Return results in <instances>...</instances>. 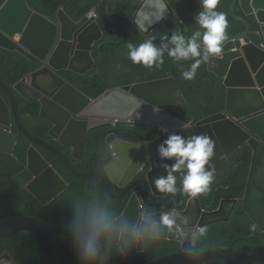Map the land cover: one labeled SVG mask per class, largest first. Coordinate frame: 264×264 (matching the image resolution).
Instances as JSON below:
<instances>
[{"label":"water","instance_id":"95a60500","mask_svg":"<svg viewBox=\"0 0 264 264\" xmlns=\"http://www.w3.org/2000/svg\"><path fill=\"white\" fill-rule=\"evenodd\" d=\"M139 1L141 4L133 23L144 35H149L174 16L190 30L198 25L194 17L202 11L200 0H165L167 12L163 19L157 20L159 0ZM239 3L247 16L256 17L261 25L258 35L264 43V0H233L232 14L248 30L229 36L232 42L226 47L225 58L218 59L224 65L222 71L213 68V59L210 61V69L226 79V110L197 122L181 85L174 77L115 87L93 100L60 75L63 70L79 75L91 72L96 66L94 46L103 40L105 31H121L123 40L127 39L133 45L142 44L134 39L129 25L112 20L108 0H97L98 9H93L77 23L64 8L58 13V20L53 22L31 9L27 0H0V47L18 52L33 63L43 64L13 86L0 81V144L5 145L0 154V174L11 175L25 167L14 156L18 136L24 134L62 160L75 175L83 179H101L107 193L113 198H124L136 183L145 185V194L138 191L131 195L124 212L116 219L117 225L126 220L129 228L135 226L141 229L139 235L126 233V239L138 241L126 254L145 251L147 238L179 240L183 250L144 264H260L241 252L237 248V241L230 246L196 249L198 227L229 222L240 199L224 198L217 209L207 210L201 197L191 198L187 207L183 208L186 200L182 197L185 194L182 191L179 190L176 197L158 192L154 179L167 175L161 163H173L172 160L161 161L157 153L158 145L167 138L166 134L143 143L117 139L112 134L108 142L114 147V157L105 166V172L94 169L84 172L64 152L27 127L17 96L27 101H40L41 115L53 123L50 135L64 147L71 148L75 159L86 157L89 129L106 123L116 124L122 120L151 122L169 133L186 137L206 134L215 142L212 163L216 169L213 181H216L226 172L230 158L244 145L249 144L257 149L264 144V48L253 41L247 19L237 16ZM163 38L155 39L153 43L158 45ZM106 43L112 42H103L99 48ZM236 48L239 51L231 56L230 51ZM14 124L19 129L17 134L11 132ZM181 124L187 126L181 128ZM28 159V169L36 177L27 188L47 205L64 192L69 183L55 168L44 173L47 163L34 145L28 150ZM146 162L151 167L146 171V177L133 180ZM111 182L117 183L123 190L115 193ZM150 189L162 196L161 201L155 203L150 200ZM169 199L181 209L147 213L143 206L144 203L159 206ZM168 212L177 217L180 227L168 229L161 225L159 234L151 231L152 221H159L161 215ZM185 218L186 223L183 222ZM18 232L37 236L40 264H59L58 238L50 224L33 216L0 221V237ZM0 264L17 262L9 251H5L0 255Z\"/></svg>","mask_w":264,"mask_h":264},{"label":"trees","instance_id":"16d2710c","mask_svg":"<svg viewBox=\"0 0 264 264\" xmlns=\"http://www.w3.org/2000/svg\"><path fill=\"white\" fill-rule=\"evenodd\" d=\"M30 7L44 16L56 19L61 7L75 21H80L93 8L97 6L96 0H27ZM112 8L113 19L133 25V15L140 3L138 0H109ZM233 0H219L216 11L226 14L228 27L227 35L240 34L247 27L236 21L231 13ZM238 13L243 14L241 10ZM254 25H258L254 18H249ZM137 40L144 42L156 37L171 36L173 32H181L186 39L195 31L204 29L197 26L193 30H186L177 18L168 20L163 26L148 36H144L135 27ZM123 35L117 32H106V41L102 49L99 46L94 51L96 59L95 69L86 76L63 71L61 75L78 87L90 98H97L107 89L129 85L133 83L151 81L175 76L186 95V98L195 113L197 120L209 117L226 108L227 88L223 79L206 69L208 62L202 63L197 75L192 80L182 78V71L187 70L192 60L175 61L164 54V63L156 68L148 69L143 65L133 64L128 58L129 42H121ZM159 46V45H158ZM40 63H32L18 52H10L0 48V80L8 85H14L26 77L32 71L37 70ZM207 81V82H206ZM22 116L28 127L41 137L53 141L49 135L52 124L40 115L41 104L37 100L27 101L18 96ZM115 132L118 137L134 142L148 139L152 140L161 134V130L154 124H131L120 122L117 125L106 124L90 130L88 149L85 159L75 160V165L83 171L92 168L104 172L105 166L112 159V148L107 142L110 134ZM31 141L25 136L21 137L16 147L15 154L26 163V152ZM64 152L70 155V149L56 144ZM44 155L55 160L58 171L70 182V187L58 196L49 205H42L26 188V184L32 179V174L24 169L12 176L0 175V219H6L25 214L35 215L50 223L59 239V264H79L73 251L69 238L65 231L66 223L71 215V207L80 204L84 207L96 205L108 212L119 216L130 193L122 199L111 197L102 181L98 178L82 179L74 175L70 169L56 157L42 149ZM177 177V187L180 189L182 173H174ZM115 192H120L117 186L112 184ZM135 186L132 191L137 189ZM205 205L215 209L220 206L224 198H240V203L229 222H221L207 227L206 237L196 236V249L205 250L219 246H230L237 241V248L247 257L264 264V145L254 149L245 145L234 154L226 172L210 185L207 194L200 195ZM188 200L190 197L185 194ZM153 200L160 197L151 194ZM172 201H167L161 206L147 204L148 211L154 212L174 208ZM255 223L257 230L250 231V225ZM256 234L255 237H251ZM9 250L17 261V264H40L39 246L35 235L20 233L12 236L0 237V255ZM182 251V243L178 240L164 238H148L147 249L135 255H119L114 252L109 264H143L158 259L166 254ZM222 264V263H214Z\"/></svg>","mask_w":264,"mask_h":264},{"label":"clouds","instance_id":"9594fccd","mask_svg":"<svg viewBox=\"0 0 264 264\" xmlns=\"http://www.w3.org/2000/svg\"><path fill=\"white\" fill-rule=\"evenodd\" d=\"M96 2H97V0H96ZM139 3L141 4L140 1H139ZM218 3H219V0H200V4H201V7H202V11H200L194 17V19H195V22L198 24L197 26H200V28L204 29V31H203V33L201 31H199V30L198 31H195L191 35V37L190 38H187V39H186V37H185V35L183 33H181V32H173L171 34V36H164L166 38L156 37L154 39H148V40H146L144 42H141V41L137 40V37L135 35V30H134L133 27H135L138 31H140V30L134 25V23H133V25H130V24L121 22V23H124V24L129 25L131 27L132 32H133L134 39L137 42L142 43V44H139V45H133L127 39H124L123 40L124 34L121 31H114V32L121 33L123 35V37H122V39L120 41L123 40L122 42H129L127 55H128V58L132 61V63L133 64H137V65H143L144 67H146L148 69H152L154 66L156 68H159L164 63V54H165V52H167V55L169 57L173 58L177 62H179V61H187V60H192L193 61L191 63V65H190V67L187 70H183L182 71V78L183 79H185V80H192L197 75L198 70H199L201 64L202 63H205V62H208V66H207L205 75L208 72H211V73H214L219 78L223 79L224 84H225V86L227 88V99H228V87L226 85V79L223 78V77H220L216 72H214V71H212L210 69V61L213 59L212 67L215 68V69H217V70H219V71H222V68H223L224 65L220 64L218 62L219 61L218 59H220V58L221 59H224L225 58L226 47L229 45V43L232 42V40L229 39V36H232V35H227V33H226V29L228 27V21L226 19V14L223 13V12H218V11L215 10ZM109 4H110V1H109ZM62 8L65 9V7H61L60 10ZM93 9H98V4ZM137 10H136V12H137ZM239 10H241L243 12V14L238 13ZM34 11H36V10H34ZM59 11H58V13H59ZM110 11H111V14H112L111 4H110ZM65 12H66V9H65ZM158 12H159V15L156 17V19L157 20L163 19L165 13L167 12V4H166L165 0H159ZM58 13H57V15H58ZM135 13L133 15V19H134ZM39 14H41V13H39ZM41 15H43V14H41ZM57 15H56V19H54V20H52L50 17L44 16V15L43 16L49 18L53 22H56L58 20ZM67 15H68V13H67ZM68 16L70 17V15H68ZM86 16H84V17H86ZM237 16H239V17H241L243 19H247V21L251 25V37H252L253 41L256 42V43H258L259 45L263 46V48H264V43L261 40V37L258 35L259 32H260V29H261V25L257 22L256 17L253 16V15L252 16H247L246 13H245V11L243 10V8L241 6V3H239L238 8H237ZM173 18H177V17L174 16V17L169 18L168 20L173 19ZM249 18H254L255 19V21H256V23L258 25V29L257 30H254L253 29L254 28V25H252V23L249 21ZM112 20H114L113 19V16H112ZM168 20H166L159 27L163 26ZM73 21L77 23V21H75V20H73ZM80 21H78V22H80ZM114 21H116V20H114ZM117 22H119V21H117ZM180 23H182V22L180 21ZM182 25L184 26L183 23H182ZM197 26H195L194 28H196ZM159 27L157 29H155L154 31H152L150 34L155 33L159 29ZM194 28H192L190 30H193ZM185 29L188 30L186 27H185ZM144 30H146V29H144ZM106 32H110V31H105L103 40L100 41V42H98L94 46V51L103 42H111V41H106L105 40ZM240 34H242V33H240ZM234 35H239V34H234ZM144 36H148V35H144ZM158 38H163L161 40V43L158 44L159 46L153 43V40L158 39ZM242 41H243V44L246 45L245 40L242 39ZM104 45L105 44H103L101 46V49H102V47ZM0 48L1 49H4L2 47H0ZM4 50H7V49H4ZM7 51H9V50H7ZM238 51H239V48H236V49L230 51L231 56L235 55ZM93 56H94V52H93ZM94 59H95V57H94ZM95 61H96V59H95ZM36 63H40V67H42V65H43L41 62H36ZM96 64H97V62H96ZM63 71H66V70H63ZM63 71H61V72H63ZM61 72H60V75H61ZM68 72H70V71H68ZM91 72H89V73H91ZM71 73H73V72H71ZM89 73H87V74H89ZM76 75H79V74H76ZM86 75H80V76H86ZM171 77L176 78L175 76H171ZM171 77H167V78H171ZM161 79H166V78H161ZM161 79H156V80H161ZM0 81H2V80H0ZM151 81H155V80H151ZM145 82H148V81H145ZM177 82H178V80H177ZM139 83H142V82H139ZM134 84H138V83H133V84H129V85H134ZM179 85H181V84H179ZM9 86H13V85H9ZM123 86H128V85H123ZM117 87H122V86H117ZM76 88L79 89L78 87H76ZM113 88H115V87H113ZM110 89H112V88H110ZM17 96H20V95H17ZM100 96H98V97H100ZM185 97H186V95H185ZM97 98H91V99L95 100ZM18 102H19V100H18ZM226 106H227V102H226ZM20 109H21V107H20ZM191 110H192V108H191ZM225 110H226V108H225ZM225 110H223L222 112H224ZM218 113H220V112H218ZM218 113H216V114H218ZM40 115H41V111H40ZM213 115H215V114H213ZM213 115H211V116H213ZM42 117H44V116H42ZM44 118H46V117H44ZM205 118H208V117H205ZM205 118H203V119H205ZM203 119H201V120H203ZM47 120H49V119H47ZM196 120H197V118H196ZM198 121H200V120H197V122ZM120 122H127V123H131V124H138V123H140V124H154V125H156L161 130V134L158 137H156V138L162 137L165 134L167 135V138L160 145H158V147H157V153H158V157H159V159L161 161L172 160L173 163L170 164V165L168 163H161L160 166L165 169V171L167 172V175H161V176H159V177H157V178L154 179L153 183H154L155 189L158 192L163 193V194H171L173 197H176L177 192L179 190L182 191L183 193L187 194L190 197L187 200L184 197L185 194L182 195V197L186 200V204L183 206V208H186L187 207V204H188V202H189V200L191 198L192 199H195V198L201 197L200 196L201 194H207L210 191V185L212 184V182H215V181H213V179H214V177L216 175V169H215L214 164L212 163V158L215 155V142L208 135H206V134H199V135H192V136L186 137V136H183V135H181L179 133H169V132H167V129L161 128L157 124L151 123V122H132V121L122 120V121L117 122L116 124H114V123H106V124L117 125ZM197 122H195V123H197ZM51 124H52V127H53V123L52 122H51ZM106 124H102V125H106ZM102 125H99V126H102ZM99 126L97 125V126L92 127V128L89 129L88 139H89L90 130L91 129H94L96 127H99ZM186 126L187 125H185V124H181L180 125L181 128H184ZM27 127H28V125H27ZM18 131H19V129L17 128V125L14 124L12 126V128H11V132L14 133V134H17ZM32 132L35 133L34 131H32ZM112 134H115L117 139H121V140H125V141H131V140H128V139H124V138L118 137V135L115 132H113ZM112 134H110L109 136H111ZM35 135L39 136L44 141L51 143L52 145H54L55 147H57L58 149H60L62 152H64V151L60 147H58L56 144H59L63 148L70 149V155H68L66 152H64V153L68 157H70L72 159L73 163H74V159L75 158L72 157L71 148L64 147L58 140L54 139L50 135V130H49V135L51 136V138L53 139V141H49V140L41 137L37 133H35ZM23 136H25V135L24 134H20L18 136V143L16 144V147L19 144L21 137H23ZM109 136H108V138H109ZM108 138H107V142H108ZM156 138H154V139H156ZM154 139H152V140H154ZM152 140L145 139V140H142L140 142H134V141H131V142H134V143H143V142H150ZM108 144L112 148V159H111V161H112L113 160V157H114V147H113V145L111 143L108 142ZM32 145H34L38 149V151L43 155V157L45 158L44 161L47 163V166L45 167L44 173L48 169H53V168H55L58 171V169L56 167V164H55V160L53 158L46 157L44 155V153L42 152L41 148L44 149V150H46L47 152H49V151L47 149L41 147L40 145L32 142V141H31V144H30L29 148ZM262 145H264V144H262ZM1 146H2V149L0 150V154L3 152V149H4V146L5 145H1ZM16 147H15V151H16ZM29 148L27 149V152H26L27 153L26 154V163H24L15 154V151H14V156L16 158H18V160L25 165V167L22 170L27 169L32 174V179L26 184L25 188L42 205H45V204H43L37 198L36 195H34L27 188L28 184L36 177L30 171V169H28V163H29L28 150H29ZM87 149H88V143H87ZM49 153L52 154L51 152H49ZM52 155H54V154H52ZM86 155H87V153H86ZM85 158H83V159H85ZM56 159H58V158L56 157ZM58 160H60V159H58ZM75 160H81V159H75ZM109 163H107V164H109ZM149 168H151L150 167V163L146 162L144 164V166L142 167V169L134 176L133 180L145 178L146 175H147V172L146 171H148ZM92 169H94V168H92ZM22 170H20V171H22ZM20 171H18V172H20ZM81 171H83V170H81ZM96 171H98V170H96ZM18 172H16V173H18ZM84 172H88V171H84ZM100 172H102V171H100ZM104 172H105V169H104ZM104 172H102V173H104ZM177 172H180V173L183 174L182 175V182H181V186H180V189L179 190H178V187H177V177L174 174V173H177ZM16 173H14V174H16ZM14 174H11V175H8V174L7 175H3V174H0V175H2V176H12ZM77 177H79V176H77ZM63 178L69 183V187H70V182L64 176H63ZM79 178H81V177H79ZM86 180H88V179H86ZM133 180H131L130 182H132ZM102 184H103V182H102ZM112 184H114L119 189H121V191L123 190V187H120L117 183L111 182V187H112ZM137 184H141L144 189H140V188H142V186L141 185H137ZM135 185L138 186V188L135 189L134 191H132V189L135 187ZM112 190H113V187H112ZM130 191H131V193H130ZM130 191H129L130 197H131V195H133L134 193H136L138 191L143 192V195H144L145 192H146V187H145V185H143V183H136V184H134L130 188ZM115 193H119V192H115ZM151 194H154V192H153L152 189H150V200L152 202L157 203V202L161 201L162 196H159V195L154 194V195L160 197V199L156 201V200H153L151 198ZM118 199H122V198H118ZM167 201H172V200H170V199L169 200H165V201H163L162 204H164ZM51 202L49 204H51ZM127 203H128V201H127ZM203 203H204L205 209H207V210H214V209L210 208V205H205V202L204 201H203ZM49 204H47V205H49ZM147 204H149L151 206H155V205H152L150 203H144L143 204V206L145 207L147 213H153V212L148 211ZM161 205H159V206H161ZM126 206H127V204L125 205L122 213L124 212ZM156 207H158V206H156ZM169 209H181V208L177 207V205L175 204V207L174 208H169ZM169 209H165V210H169ZM215 209H217V208H215ZM159 211H162V210H159ZM154 212H158V211H154ZM23 216H33V217L39 218V217H37L35 215H32V214H25V215H21V216L6 218V219H0V221L14 219V218L23 217ZM117 217L118 216H116L115 214H111V215L108 214V212L106 210H104V209H102V208H100V207H98L96 205H92V206H89V207H84V206H82L80 204H74L71 207V215H70V218H69L68 222L66 223L65 231H66V234H67V236L69 238V241L71 243V246L73 248V251H74V253H75V255H76V257H77V259L79 261V264H109V262L111 260V257L113 256V253L114 252L118 253L119 255H125L126 252L127 251H130L131 248L138 242L135 239H132V240L126 239V233H136L137 235H139L141 229H139V228H137L135 226H133L132 228H129L128 227V223H127L126 220L125 221H122L120 225H117L116 224ZM39 219H41V218H39ZM44 222H46V221H44ZM183 222L186 223L187 222V218H185V220ZM46 223H48V222H46ZM48 224H50V223H48ZM161 225L167 227L168 229H173V228H177L178 229L180 227V225L177 224V217L174 216V215H172L170 212L162 214L161 217H160V219H159V221H155V220L152 221L151 231H153L154 233L159 234V232H160V226ZM51 227H52V225H51ZM256 230H257V225L255 223L251 224L250 225V231L255 232ZM53 231H54V229H53ZM197 232H198L199 236L206 237L207 236V233H208V229L205 226H200V227H198V231ZM20 233H27V232H18V233H14V234L7 235V236H12V235L20 234ZM54 233H55V231H54ZM31 234L35 235L34 233H31ZM196 236H197V234H196ZM1 237H5V236H1ZM35 237L37 238L36 235H35ZM57 238H58V236H57ZM37 241H38V239H37ZM38 246H39V243H38ZM58 246H59V239H58ZM182 250H183V248H182ZM6 251H9V250H6ZM126 255H128V254H126ZM133 255H135V254H133ZM59 259H60V256H59ZM39 260H40V258H39ZM212 264H214V263H212Z\"/></svg>","mask_w":264,"mask_h":264},{"label":"flooded vegetation","instance_id":"af4514ba","mask_svg":"<svg viewBox=\"0 0 264 264\" xmlns=\"http://www.w3.org/2000/svg\"><path fill=\"white\" fill-rule=\"evenodd\" d=\"M137 185H141V184H137ZM135 186H136V185H135ZM141 186H142V185H141ZM140 189H144L143 186H142V188H140Z\"/></svg>","mask_w":264,"mask_h":264}]
</instances>
